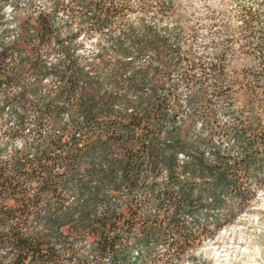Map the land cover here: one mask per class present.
Listing matches in <instances>:
<instances>
[{"label": "rangeland", "instance_id": "obj_1", "mask_svg": "<svg viewBox=\"0 0 264 264\" xmlns=\"http://www.w3.org/2000/svg\"><path fill=\"white\" fill-rule=\"evenodd\" d=\"M66 1L0 0V47L17 51L14 66L20 57L57 70L26 68L4 92L0 83V164L26 203L21 229L57 251L46 264H114L85 236L105 208L116 264H264V147L235 136L264 114V0H130L147 17L110 26L94 14L82 24ZM227 84L228 96L214 97ZM81 103L93 118L70 131ZM132 115L143 119L137 130L125 127ZM147 132L153 165L126 197L115 181L125 152L138 156L130 138ZM223 168L219 184L210 169Z\"/></svg>", "mask_w": 264, "mask_h": 264}, {"label": "trees", "instance_id": "obj_2", "mask_svg": "<svg viewBox=\"0 0 264 264\" xmlns=\"http://www.w3.org/2000/svg\"><path fill=\"white\" fill-rule=\"evenodd\" d=\"M262 66L264 68V61ZM219 82L222 83L224 81L219 80ZM243 85L244 84L241 86L244 87ZM68 86V92L69 94H72L74 88L72 84ZM229 89L230 85L228 84L217 87L214 92V97L217 98L225 96ZM252 102L253 101H250V103ZM77 110V113L80 114V116L76 122H73V124L68 127L70 128V131H75V129L79 126V118L85 126L88 125L89 121L93 118V115L90 113V109H88L85 103H81V105L77 106ZM142 122V117L132 115L125 127L131 130H137L141 127ZM246 122L247 123L244 125L242 130L235 133L236 138L241 141L244 146H249L250 149H254L255 145L257 144H260L264 147V114L256 113ZM149 134H151V132H147L143 138L135 137V135L130 138L131 141L134 138V141L132 142L138 143V156L134 158L133 154L131 155L130 153L125 152L124 156L126 159L120 168L119 181H115L117 187H120L125 191L126 197L130 193V190L133 189V187L138 183L140 175L144 172L143 168L146 167L145 163L147 162V165L151 164L150 160L154 157V151L151 149L154 141L151 140L148 141V144H145V141L143 140L148 139L149 137L155 138L153 135ZM247 134L250 135V137L244 139L245 135ZM175 153L173 155V159H171V162L173 163L175 162ZM15 160H17L16 165L19 167L25 166L26 163H31L29 160L23 162L18 161L17 158ZM243 161L246 166L253 164L257 170L261 169L263 166L262 162L257 163L253 159L251 160L247 158ZM36 164L39 165L40 160L36 161ZM151 165H153V163ZM14 168L15 173H17L16 166ZM219 168H221V166H219ZM171 169L172 168L170 167V170ZM6 170L7 169L0 164V217L2 218L0 221V264H46L47 262L55 261L57 257V251L54 250L49 241L45 240L39 235H30L21 229L23 225L22 221H24V219H22L21 213L22 209L26 208V203L23 201L19 203L15 199V195L18 194L17 190L20 188V186L15 181V177H9L6 175ZM102 172L104 174L106 173L105 176L112 175L111 170L108 173L107 171ZM210 172L215 176L219 184L223 182L222 179L226 173L224 168L218 169L216 174H214L213 169H210ZM43 181L44 185L48 184L47 180ZM6 192H9V195L1 197V195ZM168 195V193H165L166 197H168ZM212 196V205H215V195L212 194ZM8 201L14 202L16 204L18 203V205H7ZM179 206H182L181 202L179 203ZM115 219L116 217H114V213L111 211V209L105 208L101 217L94 220L98 228L92 231H87L85 235L88 236L92 242L96 243L97 251L100 254H110V256L113 257L114 264L117 263L116 258L118 256L115 246L117 245V242H119L120 238L117 234L113 235L112 232V228L115 226L112 221ZM130 221V218H123L124 225L128 226L127 229L130 227ZM53 228L59 232L60 227L58 223ZM187 232V235L190 234L189 231ZM149 234L150 233H144L143 238L145 240L148 239ZM126 250L127 249L124 246L121 249L119 255L125 256Z\"/></svg>", "mask_w": 264, "mask_h": 264}, {"label": "built area", "instance_id": "obj_3", "mask_svg": "<svg viewBox=\"0 0 264 264\" xmlns=\"http://www.w3.org/2000/svg\"><path fill=\"white\" fill-rule=\"evenodd\" d=\"M65 5L73 11L83 13L81 22L84 25H86L87 22V14H94L95 26L103 25L106 22H111V18L115 19L116 17H147L143 12H141V10H139L138 7L131 5L130 0H94L93 4H91V0H73L70 2L66 1ZM5 10L6 6L0 15H4ZM21 13L22 12H19L18 17L21 15ZM35 16L36 19L39 18L38 14ZM44 37L43 30H37L36 40L38 44L44 43ZM18 53L20 54L19 56L22 55V57L25 55L19 51ZM16 54L17 51L13 48L0 47V83L2 85V92H4L6 88H9L11 85L16 83L17 79H19L22 74H25L26 68H30L35 72L36 75H39V71H57L56 69L52 70V68H42V63L35 60L33 62H28V59L21 60L20 57L19 60L15 61L19 63V65L15 67L13 61H11L13 60L11 57L16 56ZM70 84L72 83L70 82Z\"/></svg>", "mask_w": 264, "mask_h": 264}, {"label": "flooded vegetation", "instance_id": "obj_4", "mask_svg": "<svg viewBox=\"0 0 264 264\" xmlns=\"http://www.w3.org/2000/svg\"><path fill=\"white\" fill-rule=\"evenodd\" d=\"M112 23L111 22H106V23H104L103 25L104 26H110Z\"/></svg>", "mask_w": 264, "mask_h": 264}, {"label": "bare ground", "instance_id": "obj_5", "mask_svg": "<svg viewBox=\"0 0 264 264\" xmlns=\"http://www.w3.org/2000/svg\"><path fill=\"white\" fill-rule=\"evenodd\" d=\"M177 156L178 158H183L182 154H178Z\"/></svg>", "mask_w": 264, "mask_h": 264}]
</instances>
